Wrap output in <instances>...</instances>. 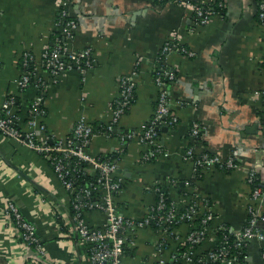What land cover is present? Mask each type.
Masks as SVG:
<instances>
[{
    "label": "crops",
    "instance_id": "1",
    "mask_svg": "<svg viewBox=\"0 0 264 264\" xmlns=\"http://www.w3.org/2000/svg\"><path fill=\"white\" fill-rule=\"evenodd\" d=\"M260 1L227 0L222 8L210 5L211 16L201 24L191 6L173 0H69L70 16L77 20L70 47H91L94 61L82 69L61 71L57 80L39 65L49 84L45 132L68 135L83 115L94 127L106 125L112 119L111 104L119 94L121 78L136 69L135 97L116 123V132L96 134L88 145L93 154L117 160L116 177L122 188L115 198L125 214L145 215L156 199L157 184L169 187L181 204L187 195L171 179L192 178L194 184L187 188L212 198L214 224L242 227L254 205L263 216L259 225L264 228V198L253 199L254 185L248 178L255 167L258 186L264 187ZM63 20L61 0H0V105L7 93L19 89L20 56L32 51L41 64L44 48L65 34ZM173 35L187 51L174 49L163 56V46ZM165 65L175 72L168 92L177 121L160 123L163 151L146 159L151 146L139 135L155 116L161 90L156 75ZM36 90L29 85L25 99L31 102ZM28 106L23 105L25 115ZM196 122L200 130L194 135ZM128 131H134L135 137L121 140L117 133ZM190 146L196 154L234 155L239 167L228 172L206 169L197 177L194 160L186 152ZM7 199L37 223L44 254L25 248L12 235L3 216ZM71 206L70 194L48 161L21 139L0 131V264H90L86 245L74 229ZM86 217L102 225L106 214L94 208L86 211ZM137 233L127 264H152L157 235L151 226ZM245 252L240 264H264V239H249Z\"/></svg>",
    "mask_w": 264,
    "mask_h": 264
},
{
    "label": "built area",
    "instance_id": "2",
    "mask_svg": "<svg viewBox=\"0 0 264 264\" xmlns=\"http://www.w3.org/2000/svg\"><path fill=\"white\" fill-rule=\"evenodd\" d=\"M185 3L192 7L195 11V18L198 23H206L211 16L210 5L220 8L224 7L227 0H208L210 3L206 5L203 0H173ZM69 0H61V17L64 27V38L58 37L53 48L45 47L42 51V61L47 68L53 72L55 80L59 73L65 69L85 68L93 64L91 47H83L74 49L70 47L69 39L74 37L77 28L76 18L70 16ZM217 10V9H216ZM219 10V9H218ZM260 19L264 22V0L259 3ZM62 22V19H61ZM60 22V23H61ZM174 49L187 51L186 46L181 44L178 37H173L165 42L163 46V56ZM193 53V51H188ZM28 53V52H26ZM1 66V63H0ZM136 69L121 78V87L118 96L112 101V119L106 125L94 127L85 116H80L77 120L71 135L58 136L53 132L47 133L45 137L38 138L37 131L46 130L47 123L43 120L45 110L41 107L44 98L41 93H37L32 97L28 106L29 118L25 122V127H21V122H17L21 118V114L17 112L16 92L10 96H5L0 105V131L8 137H15L24 141L31 149L37 153L45 152L51 159L54 172L59 178L62 185L71 194H75L71 198L73 207L72 221L74 229L78 232L79 238L86 245L88 255L90 256V264H127V247H135L137 231L144 226H149L153 218H157V227H152L155 232L156 244L152 264H240L241 253L246 248L248 240L256 237L264 239V228L259 225L260 219L263 218L258 208L250 205L249 217L247 222L239 228L229 227L225 223L214 224L216 211L213 208L212 200L209 196L202 195L193 189H187L183 198L184 203H188V208L177 214V206L180 205L174 197L171 198L170 207H166V197L164 190L160 184L154 186V191L158 199L148 206L145 215L134 218L125 214L116 201L115 195L122 188V181L116 177L118 168L117 160L108 156L93 154L88 149V145L93 136L99 133H114L115 126L120 117L130 107L135 97ZM41 86L44 90L48 87V82L41 76H38ZM175 78V72L171 67H163L157 71L156 81L161 86L158 104L155 116L145 126L143 132L139 135L141 141L148 143L151 148L146 153L145 158L150 159L161 153L162 147L159 143L160 123L177 121V115L172 111L168 92V83ZM31 80V71L20 73L16 78L18 88L28 86ZM19 95H25L22 90H18ZM15 118V120H14ZM17 119V120H16ZM21 121V120H20ZM18 123V124H17ZM200 130L199 123H194L193 134L197 135ZM121 140L125 141L135 137L134 131L118 132ZM56 141L49 142V137H55ZM186 152L194 160V169L201 166L204 170H214L221 165L231 168L239 167V160L234 155L222 157L219 153L203 151L196 154L192 146ZM75 159V165H71L72 159ZM86 162V165H82ZM219 165V167H218ZM220 169V168H219ZM91 172H97L96 182H90L88 186L83 187L80 191L77 189V175ZM256 177L255 167L251 168L248 174L250 181ZM176 178L171 179V183L175 184ZM98 190L99 195L96 198L93 192ZM116 192V193H115ZM189 192H192V194ZM190 196L192 199H203L204 215L200 227H194L192 223V214L198 211L194 201L189 204ZM253 199L258 197L264 198V187L256 185L252 192ZM82 198V199H81ZM85 198V199H84ZM42 200H44L42 198ZM94 208L103 210L106 219L102 225H94L90 223L86 217V211ZM165 208L166 213L157 216L155 210ZM201 208V207H200ZM3 216L9 225L12 235L21 239L25 248L33 250L38 254L46 252L43 240L39 236L37 223L23 213L20 207L12 200L6 201L3 207ZM177 223V228L172 226V222ZM187 221L189 228L185 231L178 227L181 223ZM194 224V225H193ZM229 229L233 233V238L228 235L223 236L218 244L207 252L206 257L200 256L195 259L198 254V248H191L189 252L184 253L179 259L177 248L180 243L191 241L193 245L201 244L204 241H213L216 231ZM171 240L172 242H169ZM165 241L170 246H165ZM237 248L238 251H232L231 248Z\"/></svg>",
    "mask_w": 264,
    "mask_h": 264
},
{
    "label": "trees",
    "instance_id": "3",
    "mask_svg": "<svg viewBox=\"0 0 264 264\" xmlns=\"http://www.w3.org/2000/svg\"><path fill=\"white\" fill-rule=\"evenodd\" d=\"M214 4L217 5V2H214ZM58 36L61 39L64 38V35L63 34L58 35ZM54 46H55V43H53L52 45H50L49 48H53ZM26 52H28V53H26ZM163 62H164V60H161V63H163ZM18 65L20 67L21 73L22 72H25V71H31V80H30L29 85L33 84L34 87H36L37 90H36V93L35 94L41 93L43 95L44 100L41 103V107L45 110V112L43 114L45 116L47 111H46V105H45L44 102H45V97H46L47 92H46V90H44L41 86H38L37 84L43 85V84H41V82H40V80L38 78V76L40 75V70H41V69H39V65H42L43 68H47V66L44 64L43 61H42L41 64H39V62L36 60L35 55H34V53L32 51H25L20 56L19 61H18ZM163 67H166V65L163 66ZM28 86L21 87L18 90H22L23 93H24V95H25ZM11 93H13V92L7 93L6 96H10ZM15 94H17L16 95L15 106L17 107L18 114L19 113L21 114V118H19L17 122H21L22 123L21 124V127H25V125H26L25 122L27 121V119L29 118V116L24 114L23 105H24V103H26V104L29 103L30 104V102L27 101V99L23 98V95H19L17 93V91H16ZM27 114H28V111H27ZM14 120H15V118H14ZM43 120H44V117H43ZM46 134H47V132H45V130H41V131H37L36 132V136L39 139L45 137ZM69 135H71V133H69L68 136ZM56 139H57L56 136L55 137H49L48 138V141L52 143V142L56 141ZM158 139H159V137H158ZM208 152L211 153V151H208ZM38 154H40L43 158H45L48 161V163L50 164L51 168L53 169L52 161L48 157V155L45 152H41V153H38ZM102 157L104 158V157H108V156H102ZM153 157H151V158H153ZM112 158H115V157L112 156ZM72 160L73 161H72L71 165H75V162H74L75 159L73 158ZM81 164L82 165H86L87 163L86 162H82ZM218 167H219V165H218ZM219 168H220V170H225L227 172L228 171H232V170L235 169V168H231V167H228V166H225V165H221ZM219 168H217V169L219 170ZM194 172H195L196 176L199 177L200 175L203 174L204 169H202L201 166H197V169ZM97 175H98L97 172L96 173L86 172V173L77 175V177H76V179H77V181H76L77 189L80 191V189H82L83 187L88 186V184L90 182H94L95 183L96 182ZM193 181L194 180L192 178H182L180 180H177V182L175 184H176V187H179L180 191L184 192V191H187V189H188L187 187H189L190 185L194 184ZM251 183L254 185V187L256 185H258L257 177H255V179ZM161 187L164 190V192H165L164 195L166 197V207L165 208L168 209L171 206L170 205L171 198H172V196H171V189L169 187L163 186V185H161ZM99 193L100 192H98V190H96V191L93 192V196L96 198V196H98ZM190 193L192 194V192H189V194ZM74 196H75V194H73V193L70 194V197L71 198H73ZM158 197L159 196H156V199H158ZM209 198H210V200H212L211 197H209ZM191 199H192V197L190 196V200ZM193 201H194V203H196V206L198 208V211H196L195 213L192 214V221H193L192 223L195 224V225L193 224L194 227H200L201 224H202V217H203L204 212H205V211H203L204 206L202 205L204 203V200L203 199H196V202H195V199H192V201H189L190 202L189 204H192ZM188 206H189L188 203H184V204L181 203L180 205H178L177 208H176L177 214L180 215L182 211H184V210H186L188 208ZM165 208H161V209L155 210V214H157V216H159L160 214H163L164 212L166 213V209ZM70 211H71L70 212L71 215H73V207L72 206H71V210ZM215 216H216V213H215ZM58 221H59V223H61L62 225H64V222L65 221H64L63 217L60 216L59 219H58ZM157 223H158L157 222V218H153L151 220V222L148 223V224L151 227H157L158 226ZM225 224L228 225L229 227H231L230 223L225 222ZM172 226L174 228H177L176 227L177 226V223H175L173 221L172 222ZM178 227H180V230L185 231L187 228H189V225H188L187 221H184ZM215 233H216L215 239L213 241H210V240L209 241H206L205 242L206 244H204V241H203L201 244H197V245L194 246L193 243L191 241H188L187 239L185 241H183L182 243H180L178 245V248H177V255H178L179 259L181 258V256L184 253L189 252V250L191 248L193 249V248H196V247L198 248L199 252H198V254H196L195 259L197 260L200 256H205L206 257L207 252L210 249H212L213 247H215V245L219 243V241L223 238V236L228 235L230 237V239H232L234 237L232 231H230L229 229H226V230H221L220 229V230L216 231ZM169 242H172V241L169 240ZM169 242H166L165 241V246L167 245L169 247L170 246V243ZM126 250H127L128 253H133L134 252V247H129L128 246ZM231 250L232 251H235V252L238 251V249L237 248H234V247L231 248ZM245 255H246L245 248H243V251L241 253V260L242 259L243 260L245 259Z\"/></svg>",
    "mask_w": 264,
    "mask_h": 264
},
{
    "label": "rangeland",
    "instance_id": "4",
    "mask_svg": "<svg viewBox=\"0 0 264 264\" xmlns=\"http://www.w3.org/2000/svg\"><path fill=\"white\" fill-rule=\"evenodd\" d=\"M7 200H9V199H7ZM87 259L90 260V256L88 254H87Z\"/></svg>",
    "mask_w": 264,
    "mask_h": 264
}]
</instances>
